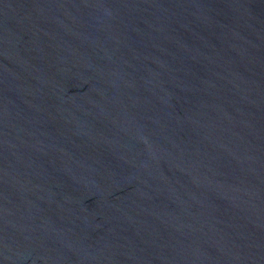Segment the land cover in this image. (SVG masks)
<instances>
[{"label": "water", "instance_id": "95a60500", "mask_svg": "<svg viewBox=\"0 0 264 264\" xmlns=\"http://www.w3.org/2000/svg\"><path fill=\"white\" fill-rule=\"evenodd\" d=\"M0 264H264V0H0Z\"/></svg>", "mask_w": 264, "mask_h": 264}]
</instances>
